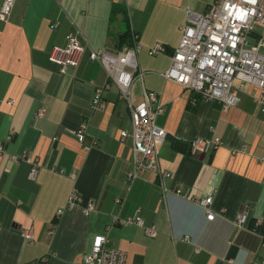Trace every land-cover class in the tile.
Returning a JSON list of instances; mask_svg holds the SVG:
<instances>
[{
  "label": "crops",
  "instance_id": "1",
  "mask_svg": "<svg viewBox=\"0 0 264 264\" xmlns=\"http://www.w3.org/2000/svg\"><path fill=\"white\" fill-rule=\"evenodd\" d=\"M213 2L14 1L7 22H0V264H85L94 237L106 234L109 247L126 253V264H262L264 109L253 99L255 88L245 85L238 106L225 112L215 101L193 107L194 94L162 77L181 40L186 10L204 14ZM128 26L142 45L143 79L133 84V104L143 101L145 90L156 93L165 108L157 125L168 133L159 149L160 172L140 173L133 182L132 140L121 139L122 131H131L127 102L113 86L105 93L106 108L90 109L108 75L89 52L117 51V36ZM76 32L86 52L77 68L62 73L50 51L66 46ZM260 40L264 28L257 26L250 42ZM158 43L167 53L153 56ZM82 124L88 125L84 143L72 134ZM198 137H219L223 145L194 157L189 145ZM28 160L38 164L35 180ZM73 192L82 203L70 209ZM208 196L213 221L199 203ZM90 202L97 210L86 216ZM242 211L249 220L239 229ZM136 215L156 227V238L142 227L114 223ZM29 230L34 243L22 236Z\"/></svg>",
  "mask_w": 264,
  "mask_h": 264
},
{
  "label": "built area",
  "instance_id": "2",
  "mask_svg": "<svg viewBox=\"0 0 264 264\" xmlns=\"http://www.w3.org/2000/svg\"><path fill=\"white\" fill-rule=\"evenodd\" d=\"M14 1L4 0L0 22H7ZM57 26L58 24H55L54 28ZM257 26L264 28V0H214L204 14L188 8L186 22L181 29V40L171 55L169 69L162 73V77L176 82L194 94L196 98L191 101L193 107L197 106L199 100H208L220 103L223 111L228 112L240 103L239 90L245 85H251L255 88L252 95L254 101L264 109V40L254 44L250 42ZM81 38L80 32L69 34L66 46H54L51 49L49 60L60 67L62 73L79 66L86 52ZM141 51L139 37L133 32L131 46H124L113 53L108 49L89 52L90 59L101 63L108 75L107 84L97 89L92 98L91 111L94 113L106 108L105 93L113 86L119 89L121 98L129 107L131 131H122L121 139L132 140L134 172L129 174V180L132 182L140 173L160 172L159 149L168 138L167 131L157 125L158 117L165 113V108L158 102V95L145 90L143 101L139 105H134L132 101L133 84L136 80L143 79L138 64ZM150 52L153 56L166 54L167 47L158 43ZM87 132L88 125L82 124L72 131V134L79 142L84 143ZM222 145L219 137H198L191 141L189 147L191 155L198 157L212 154ZM0 151H3L1 146ZM28 161L32 166L29 178L35 180L38 164L33 160ZM177 193L180 194L181 191ZM213 200L212 196H208L199 201L207 210V218L210 221L215 219L211 210ZM81 203V197L73 192L67 206L71 209ZM96 210V204L93 202L85 205L83 209L86 216ZM61 213L62 211L59 212ZM248 220V214L242 211L236 217L237 227L243 229ZM114 223L142 227L150 238L158 236L156 227L145 225L139 215L124 220L116 218ZM52 234L53 231L50 232V235ZM22 236L30 243L36 241L33 230L22 232ZM262 248L264 251V243ZM126 260V253L109 247L107 234L96 235L91 251L83 257L85 264H126Z\"/></svg>",
  "mask_w": 264,
  "mask_h": 264
},
{
  "label": "trees",
  "instance_id": "3",
  "mask_svg": "<svg viewBox=\"0 0 264 264\" xmlns=\"http://www.w3.org/2000/svg\"><path fill=\"white\" fill-rule=\"evenodd\" d=\"M121 10H122V12L124 10L123 14H125V19L127 22L128 19H127V14H126L125 9L122 7ZM121 10L119 12H121ZM114 14H115V12H114ZM131 45H132V33H131V30L129 29V26H128V29L123 33V35L117 36L116 46H117L118 50H121V49H123L124 46H131ZM65 124H66V126H69L68 119L65 120ZM176 145H177L178 149H180V150H184L186 147V145H184L183 143H180V142H176ZM250 225H253V221H251Z\"/></svg>",
  "mask_w": 264,
  "mask_h": 264
}]
</instances>
